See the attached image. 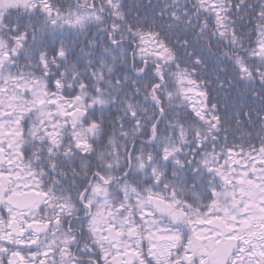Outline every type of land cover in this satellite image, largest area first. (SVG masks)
Here are the masks:
<instances>
[{
	"label": "snow or ice",
	"instance_id": "snow-or-ice-1",
	"mask_svg": "<svg viewBox=\"0 0 264 264\" xmlns=\"http://www.w3.org/2000/svg\"><path fill=\"white\" fill-rule=\"evenodd\" d=\"M0 264H264V0H0Z\"/></svg>",
	"mask_w": 264,
	"mask_h": 264
},
{
	"label": "trees",
	"instance_id": "trees-1",
	"mask_svg": "<svg viewBox=\"0 0 264 264\" xmlns=\"http://www.w3.org/2000/svg\"><path fill=\"white\" fill-rule=\"evenodd\" d=\"M148 2H149V0H128L129 4L135 3V4H138L141 6L146 5Z\"/></svg>",
	"mask_w": 264,
	"mask_h": 264
}]
</instances>
